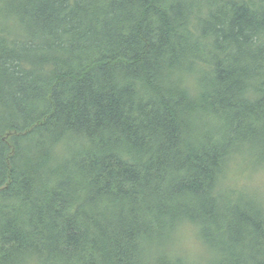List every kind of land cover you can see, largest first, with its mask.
Here are the masks:
<instances>
[{
	"label": "trees",
	"instance_id": "trees-1",
	"mask_svg": "<svg viewBox=\"0 0 264 264\" xmlns=\"http://www.w3.org/2000/svg\"><path fill=\"white\" fill-rule=\"evenodd\" d=\"M247 148L264 0H0V264H185L184 221L210 264H264Z\"/></svg>",
	"mask_w": 264,
	"mask_h": 264
},
{
	"label": "clouds",
	"instance_id": "clouds-1",
	"mask_svg": "<svg viewBox=\"0 0 264 264\" xmlns=\"http://www.w3.org/2000/svg\"><path fill=\"white\" fill-rule=\"evenodd\" d=\"M183 86L194 92L197 88L196 74H186L183 77ZM53 151L59 153L61 145H55ZM247 185L250 192L264 195V168L252 172ZM198 232L197 226L186 221L178 222L171 234L170 257L181 256L185 260V264H210L215 257V252L203 243ZM148 258L151 259L150 254Z\"/></svg>",
	"mask_w": 264,
	"mask_h": 264
},
{
	"label": "rangeland",
	"instance_id": "rangeland-1",
	"mask_svg": "<svg viewBox=\"0 0 264 264\" xmlns=\"http://www.w3.org/2000/svg\"><path fill=\"white\" fill-rule=\"evenodd\" d=\"M237 156V160L234 161V165L229 170L232 180L235 182L237 187H240L239 189L243 190L244 193L251 196L252 199L258 201L262 206H264V195L250 192L247 185V182L250 180L251 173L259 168H264V154L258 153L253 148H247L240 152V154H237ZM227 184H229L228 181ZM231 186L234 185L230 184L227 187ZM222 189L224 190V188Z\"/></svg>",
	"mask_w": 264,
	"mask_h": 264
}]
</instances>
